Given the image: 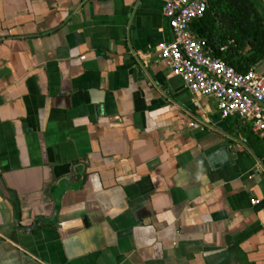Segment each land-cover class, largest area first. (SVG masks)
I'll return each mask as SVG.
<instances>
[{
    "label": "crops",
    "instance_id": "1",
    "mask_svg": "<svg viewBox=\"0 0 264 264\" xmlns=\"http://www.w3.org/2000/svg\"><path fill=\"white\" fill-rule=\"evenodd\" d=\"M163 7L0 0V264H264V138L166 70Z\"/></svg>",
    "mask_w": 264,
    "mask_h": 264
},
{
    "label": "built area",
    "instance_id": "2",
    "mask_svg": "<svg viewBox=\"0 0 264 264\" xmlns=\"http://www.w3.org/2000/svg\"><path fill=\"white\" fill-rule=\"evenodd\" d=\"M162 2L172 41L158 46L156 55L166 70L180 78L191 95L213 99L220 118H237L252 135L263 139L264 72L254 66L245 74L237 73L192 33V24L206 13V0Z\"/></svg>",
    "mask_w": 264,
    "mask_h": 264
},
{
    "label": "trees",
    "instance_id": "3",
    "mask_svg": "<svg viewBox=\"0 0 264 264\" xmlns=\"http://www.w3.org/2000/svg\"><path fill=\"white\" fill-rule=\"evenodd\" d=\"M204 17L192 24L213 56L239 74L264 62V15L254 0H206Z\"/></svg>",
    "mask_w": 264,
    "mask_h": 264
}]
</instances>
